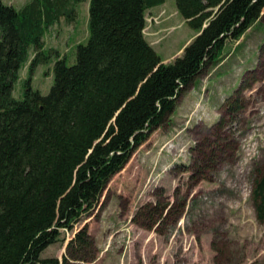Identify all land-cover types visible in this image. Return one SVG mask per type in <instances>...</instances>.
<instances>
[{
	"label": "trees",
	"instance_id": "1",
	"mask_svg": "<svg viewBox=\"0 0 264 264\" xmlns=\"http://www.w3.org/2000/svg\"><path fill=\"white\" fill-rule=\"evenodd\" d=\"M80 1L31 0L16 9L0 0V264H68L41 254L58 242L60 229L71 230L94 210L112 177L165 124L195 79L264 12V0H175L196 34L181 56L163 63L144 30L147 11L165 0H89L86 42L76 46L72 65L54 60L52 85L42 95L31 75L51 56L43 38L60 19L71 22ZM259 51L261 57L264 46ZM27 63L16 99L14 84ZM256 68L245 70L221 104L218 134L245 110ZM193 167L202 179L205 168ZM250 201L264 224V165ZM75 239L86 244L85 232Z\"/></svg>",
	"mask_w": 264,
	"mask_h": 264
},
{
	"label": "rangeland",
	"instance_id": "2",
	"mask_svg": "<svg viewBox=\"0 0 264 264\" xmlns=\"http://www.w3.org/2000/svg\"><path fill=\"white\" fill-rule=\"evenodd\" d=\"M30 1L3 0L16 9ZM88 4L78 2L71 22L62 18L45 34L44 49L51 56L31 75L32 88L42 95L52 85L54 60L65 57L72 65L76 46L86 42ZM195 34L178 14L175 0L146 13L145 38L163 63L181 56ZM263 46L264 12L237 43L226 44L218 63L197 78L165 124L134 151L94 210L71 230L60 229L58 242L41 257H65L68 264H264V224L256 221L250 201L256 170L264 165ZM251 65L247 70L257 67L258 81L244 92L245 110L218 134L214 126L225 116L221 104L234 90L231 84L240 82L244 66ZM27 69L28 63L14 84L16 99ZM219 146L232 156L224 157ZM214 155L216 160L206 162ZM194 164L205 168L202 179L194 174ZM78 232H85L86 244L79 245Z\"/></svg>",
	"mask_w": 264,
	"mask_h": 264
},
{
	"label": "crops",
	"instance_id": "3",
	"mask_svg": "<svg viewBox=\"0 0 264 264\" xmlns=\"http://www.w3.org/2000/svg\"><path fill=\"white\" fill-rule=\"evenodd\" d=\"M165 1H166V0H165ZM256 24H257V23H256ZM256 24H255V25H256ZM255 25H254V26H255ZM254 26H253V27H254ZM253 27H252V28H253ZM252 28H250L247 32H249ZM247 32H246V33H247ZM246 33H245V34H246ZM245 34H244L242 37H244ZM242 37H241V38H242ZM241 38H240V39H241ZM238 41H239V40H238ZM238 41H235V42L237 43ZM164 63H165V62H164ZM253 66H254V65H251V66H248V67H247V66H244V69L247 70V69L252 68ZM209 67H210V66H209ZM209 67H208V68H209ZM215 67H217V65H215ZM244 69H243L242 73L245 71ZM201 75H202V74H201ZM201 75H200V76H201ZM198 78H199V77H198ZM220 79H221V78H218V79H216V80L218 81V80H220ZM196 80H197V78H196L195 81L191 84V86H192L193 88H194V85H195V83H196ZM238 82H239V79H238V81L235 83V85L231 84V87L233 86L231 90H233V89H235V88L237 87ZM189 88H190V87H189ZM189 88H188V89H189ZM188 89H187V91H188ZM187 91H186V92H187ZM186 92H185V93H186ZM185 93H184V94H185ZM184 94H183V95H184ZM182 97H183V96H182ZM182 97H181V98H182Z\"/></svg>",
	"mask_w": 264,
	"mask_h": 264
},
{
	"label": "built area",
	"instance_id": "4",
	"mask_svg": "<svg viewBox=\"0 0 264 264\" xmlns=\"http://www.w3.org/2000/svg\"><path fill=\"white\" fill-rule=\"evenodd\" d=\"M254 145H255V144H252V148H253ZM250 150H251V149H247V150H245V152H244V154H243V158H245V161H246V160H249ZM250 159H251V158H250Z\"/></svg>",
	"mask_w": 264,
	"mask_h": 264
}]
</instances>
